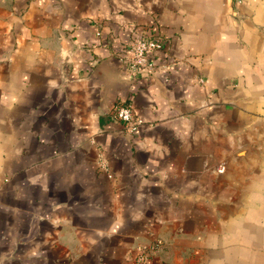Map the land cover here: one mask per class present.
Wrapping results in <instances>:
<instances>
[{
  "label": "crops",
  "instance_id": "obj_1",
  "mask_svg": "<svg viewBox=\"0 0 264 264\" xmlns=\"http://www.w3.org/2000/svg\"><path fill=\"white\" fill-rule=\"evenodd\" d=\"M261 182L264 0H0V264H264Z\"/></svg>",
  "mask_w": 264,
  "mask_h": 264
},
{
  "label": "built area",
  "instance_id": "obj_2",
  "mask_svg": "<svg viewBox=\"0 0 264 264\" xmlns=\"http://www.w3.org/2000/svg\"><path fill=\"white\" fill-rule=\"evenodd\" d=\"M163 42L152 38L141 37L129 43L130 56L126 61L128 70L139 73L142 70L153 71L156 66L150 57L153 52L163 49ZM202 81V79H199ZM117 121L123 123L129 132H135L140 120L134 115L132 108L128 105H120L114 112ZM145 255L139 257V261L145 260Z\"/></svg>",
  "mask_w": 264,
  "mask_h": 264
},
{
  "label": "clouds",
  "instance_id": "obj_3",
  "mask_svg": "<svg viewBox=\"0 0 264 264\" xmlns=\"http://www.w3.org/2000/svg\"><path fill=\"white\" fill-rule=\"evenodd\" d=\"M255 187L258 189V191L248 197V201L250 205L254 204L256 201L264 202V197L259 195V190H264V182H261V184L256 185ZM253 214H254V209L249 208V215L251 216Z\"/></svg>",
  "mask_w": 264,
  "mask_h": 264
}]
</instances>
